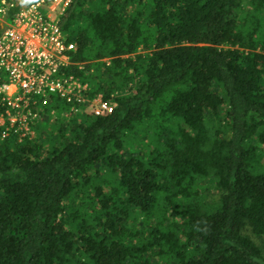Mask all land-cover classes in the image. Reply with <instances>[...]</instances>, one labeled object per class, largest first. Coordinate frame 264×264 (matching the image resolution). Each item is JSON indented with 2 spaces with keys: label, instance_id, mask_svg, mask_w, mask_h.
<instances>
[{
  "label": "trees",
  "instance_id": "1",
  "mask_svg": "<svg viewBox=\"0 0 264 264\" xmlns=\"http://www.w3.org/2000/svg\"><path fill=\"white\" fill-rule=\"evenodd\" d=\"M61 27L115 108L0 137V264H264V0H71Z\"/></svg>",
  "mask_w": 264,
  "mask_h": 264
},
{
  "label": "built area",
  "instance_id": "2",
  "mask_svg": "<svg viewBox=\"0 0 264 264\" xmlns=\"http://www.w3.org/2000/svg\"><path fill=\"white\" fill-rule=\"evenodd\" d=\"M71 0H0V137L35 136L39 123L64 114L99 117L112 113L113 102L89 96V88L67 73L72 38L61 17ZM19 9L9 17L14 6Z\"/></svg>",
  "mask_w": 264,
  "mask_h": 264
},
{
  "label": "rangeland",
  "instance_id": "3",
  "mask_svg": "<svg viewBox=\"0 0 264 264\" xmlns=\"http://www.w3.org/2000/svg\"><path fill=\"white\" fill-rule=\"evenodd\" d=\"M60 117L62 118V119H64L65 117H66V114H64V113H62V114H60ZM57 119V118H56ZM59 119V118H58ZM47 119L46 120H44V122L43 123H39L38 124V126H37V129H40L41 131H43L45 128H47L46 127V125H47ZM205 200H207V202H214L216 199H217V197H218V192H217V190H215L214 188H210L209 190H207V192H205ZM246 233L248 234V235H250V233L249 232H247L246 231ZM251 237H252V239L257 243V244H259V243H261V242H259L255 237H253L252 235H250ZM263 252H264V247H263Z\"/></svg>",
  "mask_w": 264,
  "mask_h": 264
}]
</instances>
